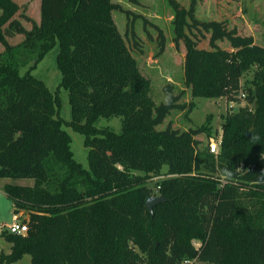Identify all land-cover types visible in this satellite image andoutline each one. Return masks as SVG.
<instances>
[{
    "label": "trees",
    "instance_id": "16d2710c",
    "mask_svg": "<svg viewBox=\"0 0 264 264\" xmlns=\"http://www.w3.org/2000/svg\"><path fill=\"white\" fill-rule=\"evenodd\" d=\"M166 1L191 95L253 104L222 116L217 158L199 148L198 137L211 136L207 125L157 129L172 111L192 108L169 84L170 101L156 104L127 45L130 37L138 46L141 20L162 53L159 26L112 0H40V22L27 30L15 18L18 4L0 0V179L34 181L2 188L15 214L28 213V232L1 230L11 252L0 264L24 255L31 264H264V46L224 20L198 18L199 0ZM114 11L131 19L125 35ZM14 35L23 40L10 44ZM56 44L69 122L32 74ZM252 65L260 71L244 87ZM100 118H120V131L97 128ZM64 124L84 136L88 169L75 160ZM163 167L164 201L148 211V179Z\"/></svg>",
    "mask_w": 264,
    "mask_h": 264
},
{
    "label": "rangeland",
    "instance_id": "374dc122",
    "mask_svg": "<svg viewBox=\"0 0 264 264\" xmlns=\"http://www.w3.org/2000/svg\"><path fill=\"white\" fill-rule=\"evenodd\" d=\"M19 6V10L15 15L25 29L30 30L33 24L40 22V0H13ZM120 3L124 8L142 14L150 22L161 28L165 38V50L159 53L158 34L149 25L143 27L141 20L134 23V29L138 36V46H134V41L129 37L126 38L128 47L138 61L141 73L150 79L151 90L150 97L156 103L164 102L166 97L163 93V87L167 84L171 85L176 94L181 95V102L192 105L190 111L174 110L158 126L161 130L171 124L173 128L180 131L187 130L190 127H200L207 125L210 129V137L202 134L198 137L201 141L199 148L207 149L209 139L211 137L218 138L221 135L222 116L226 113H238L241 109H250L253 104L242 102L241 104H231L224 98L211 99L193 97L190 88L184 84L183 80V61L184 48L181 45L179 49L174 47L172 42L173 28L172 18L173 11L166 0H138V5L128 4L125 0H112ZM181 5L187 7L189 0H178ZM113 18L119 31L125 35L127 19L123 13L114 11ZM197 17L202 20H224L230 27H235L242 35L251 36L255 43L264 46V0H199L197 6ZM23 40L22 35H14L8 38L10 44L14 45ZM201 47H207V41L200 44ZM225 47V44H222ZM58 44L51 49L44 58L38 63L32 74L41 80L45 86L54 95L59 98L58 116L64 121L69 122L71 119L70 104L68 102L67 92L59 88L62 74L57 68ZM25 68L21 69L24 72ZM260 71L256 65L243 75L241 84L245 87L251 84L256 74ZM97 128L111 127L114 131L119 132L121 129L120 118L105 119L100 118L95 124ZM63 128L67 131L71 138V151L74 158L85 169H88L87 152L84 146V136L73 131L65 124ZM166 167H163L159 175H155L148 179V186L152 189L154 196H157V184L164 178ZM139 174V173H136ZM7 182L10 184H18L24 186H33L34 181L31 179H0V183ZM14 215L20 218H28V213H14L11 202L0 192V225L6 227L12 223ZM3 249L7 248L6 243L0 244ZM15 264H31L30 256L24 255Z\"/></svg>",
    "mask_w": 264,
    "mask_h": 264
},
{
    "label": "built area",
    "instance_id": "2783aa9c",
    "mask_svg": "<svg viewBox=\"0 0 264 264\" xmlns=\"http://www.w3.org/2000/svg\"><path fill=\"white\" fill-rule=\"evenodd\" d=\"M242 98H245V96L242 95ZM231 104H234V103L231 102ZM220 144H221V135L218 138L211 137L209 139V143L207 145V150L215 158H217V156L219 154ZM240 170H242V167L238 168V171H240ZM245 171H247V169ZM221 180H223V177ZM157 189H158V186H157ZM25 219L24 218L22 219L19 216L14 215L12 218V223L10 225H8L7 227H5V230L10 234L25 235L28 232V225L25 222Z\"/></svg>",
    "mask_w": 264,
    "mask_h": 264
},
{
    "label": "crops",
    "instance_id": "0c3cea01",
    "mask_svg": "<svg viewBox=\"0 0 264 264\" xmlns=\"http://www.w3.org/2000/svg\"><path fill=\"white\" fill-rule=\"evenodd\" d=\"M5 184H8L7 182H3V183H0V192H2L4 195H5V193L3 192V190H2V188H3V186L5 185ZM5 197H6V195H5ZM7 198V197H6ZM8 199V198H7ZM10 201V200H9ZM11 202V201H10ZM11 204H12V202H11ZM12 208H13V211H14V206H13V204H12ZM13 218V217H12ZM6 226L4 225V224H1L0 225V232H1V230L3 229V228H5ZM2 243H6V245H7V248L6 249H3L2 247H0V255L1 254H4V255H8L10 252H11V245L9 244V243H7V242H5L4 240H3V238H1L0 237V244H2ZM18 262V261H17ZM16 262V263H17ZM13 264H15V263H13Z\"/></svg>",
    "mask_w": 264,
    "mask_h": 264
},
{
    "label": "water",
    "instance_id": "95a60500",
    "mask_svg": "<svg viewBox=\"0 0 264 264\" xmlns=\"http://www.w3.org/2000/svg\"><path fill=\"white\" fill-rule=\"evenodd\" d=\"M163 201H164V199H163V197L160 196V195H157V196H151V197H149V198L147 199V201H146V208H147L148 211H151L152 208H153L156 204H158V203H160V202H163Z\"/></svg>",
    "mask_w": 264,
    "mask_h": 264
},
{
    "label": "clouds",
    "instance_id": "9594fccd",
    "mask_svg": "<svg viewBox=\"0 0 264 264\" xmlns=\"http://www.w3.org/2000/svg\"><path fill=\"white\" fill-rule=\"evenodd\" d=\"M170 99H171V97H170V96L166 97V99H165V102H169V101H170Z\"/></svg>",
    "mask_w": 264,
    "mask_h": 264
}]
</instances>
